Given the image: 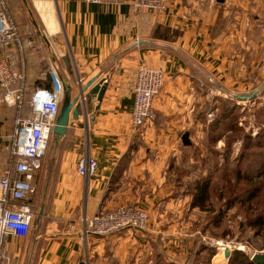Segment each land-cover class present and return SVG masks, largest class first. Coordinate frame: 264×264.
Here are the masks:
<instances>
[{
  "label": "crops",
  "instance_id": "1",
  "mask_svg": "<svg viewBox=\"0 0 264 264\" xmlns=\"http://www.w3.org/2000/svg\"><path fill=\"white\" fill-rule=\"evenodd\" d=\"M4 2L21 30L22 52L14 43L9 53L15 66H24L29 92L49 85L53 75L72 87L73 96L95 77L107 89L101 102L90 89L83 93L91 104L71 120L61 157L42 162L46 182L37 221L27 236L4 239L1 264L197 263L196 256L190 262L191 244L177 236L192 215L187 210L182 221L185 210L175 188L165 189L161 175V186L143 197L137 185L146 169L165 166L164 154L173 149L150 140L191 135L215 97L240 98L252 91L246 88L262 85L264 40L258 25L264 0H166L162 12L136 9L132 0ZM39 21L46 31H39ZM141 66L162 70L165 81L154 99L153 120L138 133L132 110ZM16 115L15 109L0 108L2 167L10 159ZM87 155L97 161V171L85 177L78 173V161ZM127 200H146L139 205L150 215L147 231L84 236L85 215Z\"/></svg>",
  "mask_w": 264,
  "mask_h": 264
},
{
  "label": "rangeland",
  "instance_id": "2",
  "mask_svg": "<svg viewBox=\"0 0 264 264\" xmlns=\"http://www.w3.org/2000/svg\"><path fill=\"white\" fill-rule=\"evenodd\" d=\"M45 28L39 21V31H46ZM246 90H252L249 94L256 91V94L249 99L220 94L208 102L197 132L190 135V146L183 144V135L150 140L152 143L160 141L169 148L173 146V149L164 154L168 160L165 166L146 169L149 171L142 182H136L143 197L161 186V175L162 186L165 189L174 187L173 194L180 195L178 200L185 210L181 214L182 221H187L186 211L191 209L192 218L184 229L185 233L177 235L181 238L179 241L191 244V263L196 256L195 264H247L254 253L264 254V81L261 86ZM13 118L9 122L11 128ZM56 138L53 134L43 164L61 157L60 144L65 142L66 136ZM153 153L156 155L157 151ZM45 182V173L41 170L31 195L35 200L31 205L35 213L45 192ZM205 182L210 183L209 201L204 208L195 207L192 211L193 194ZM130 184L135 186L132 181ZM252 192L256 196L249 199ZM140 201L127 200L121 205L145 210L150 224V215L140 206ZM201 248H205L204 254ZM226 249L231 251L229 258Z\"/></svg>",
  "mask_w": 264,
  "mask_h": 264
},
{
  "label": "built area",
  "instance_id": "3",
  "mask_svg": "<svg viewBox=\"0 0 264 264\" xmlns=\"http://www.w3.org/2000/svg\"><path fill=\"white\" fill-rule=\"evenodd\" d=\"M85 1L117 4L122 0ZM132 4L136 9L153 12H162L167 7L166 0H132ZM258 27L264 40V18ZM14 43L22 52L20 27L4 0H0V108L17 111L9 136L10 159L5 167L0 165V264L4 239L10 235L27 236L38 217L31 208V195L53 136L64 92V84L55 75L49 85H38L29 92L24 66H15L9 53ZM164 81L162 70L146 66L139 68L132 110V125L138 133L153 120L154 99L161 93ZM96 171L94 158L87 155L78 161L81 176L88 177ZM82 222L84 236H105L124 229L147 231L149 216L138 206L121 205L100 210L92 216L85 215Z\"/></svg>",
  "mask_w": 264,
  "mask_h": 264
},
{
  "label": "water",
  "instance_id": "4",
  "mask_svg": "<svg viewBox=\"0 0 264 264\" xmlns=\"http://www.w3.org/2000/svg\"><path fill=\"white\" fill-rule=\"evenodd\" d=\"M219 3H223L224 0H217ZM97 77L92 79L87 85L82 86L79 90V93L75 96L72 95V87L70 85L64 86V97L61 102V110L60 114L57 118V123L53 129V134L57 137L56 139L63 138L67 134L68 127L70 125L71 120H78L80 116L82 115L84 108H86L87 104H91V100L87 99L83 95L85 91L89 90V94L93 97H96L99 102L102 101L104 94L107 89V84L105 81L101 80L98 83H95L97 81ZM256 94L255 92H252L251 94H244L239 95L241 99H249L254 97ZM182 142L185 146H190L192 144L190 134L186 132L182 136ZM226 257L229 258L231 251L229 249H226ZM254 262L264 264V254L263 253H254L252 258ZM80 264H87L85 262H82Z\"/></svg>",
  "mask_w": 264,
  "mask_h": 264
},
{
  "label": "trees",
  "instance_id": "5",
  "mask_svg": "<svg viewBox=\"0 0 264 264\" xmlns=\"http://www.w3.org/2000/svg\"><path fill=\"white\" fill-rule=\"evenodd\" d=\"M209 182H205V184L203 186L200 187L199 190H197L196 193L193 194V201H192V207H200V208H204L205 205L208 203L209 201ZM256 196L255 192H252V194L248 197L253 198ZM247 264H260V263H256L253 260H251L250 262H248Z\"/></svg>",
  "mask_w": 264,
  "mask_h": 264
},
{
  "label": "bare ground",
  "instance_id": "6",
  "mask_svg": "<svg viewBox=\"0 0 264 264\" xmlns=\"http://www.w3.org/2000/svg\"><path fill=\"white\" fill-rule=\"evenodd\" d=\"M224 250H225V249H224ZM224 250H222V253H223ZM223 254H224V253H223ZM219 256H220V255H217L216 257H219ZM223 264H224V263H223Z\"/></svg>",
  "mask_w": 264,
  "mask_h": 264
},
{
  "label": "flooded vegetation",
  "instance_id": "7",
  "mask_svg": "<svg viewBox=\"0 0 264 264\" xmlns=\"http://www.w3.org/2000/svg\"><path fill=\"white\" fill-rule=\"evenodd\" d=\"M31 202H32V200H31Z\"/></svg>",
  "mask_w": 264,
  "mask_h": 264
}]
</instances>
